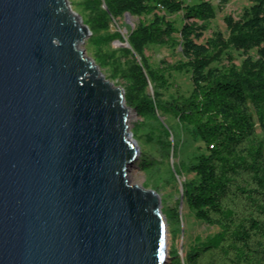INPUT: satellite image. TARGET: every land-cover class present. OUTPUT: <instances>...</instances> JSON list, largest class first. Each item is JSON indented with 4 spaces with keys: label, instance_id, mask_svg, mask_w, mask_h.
I'll use <instances>...</instances> for the list:
<instances>
[{
    "label": "water",
    "instance_id": "1",
    "mask_svg": "<svg viewBox=\"0 0 264 264\" xmlns=\"http://www.w3.org/2000/svg\"><path fill=\"white\" fill-rule=\"evenodd\" d=\"M88 31L67 0H0V264L168 262L161 198L128 180L132 110L80 49Z\"/></svg>",
    "mask_w": 264,
    "mask_h": 264
},
{
    "label": "trees",
    "instance_id": "2",
    "mask_svg": "<svg viewBox=\"0 0 264 264\" xmlns=\"http://www.w3.org/2000/svg\"><path fill=\"white\" fill-rule=\"evenodd\" d=\"M252 1L239 20L225 17L227 36L214 31L204 43L217 16L210 0L85 3L93 33L108 34L112 23L126 15L150 18L129 33L130 47L99 64L123 83L126 105L150 122L145 145L167 164L177 160L168 168L169 182L176 185L177 178L193 176L183 183L182 201L197 220L220 229L184 257L173 250L167 264H264V0ZM116 40L125 42L115 33L95 44ZM150 46L178 50L182 60L154 68L146 56ZM234 51L241 52V64ZM172 71L191 74L189 95L170 82ZM172 87L175 94L165 99ZM161 118L174 120L177 127H167ZM185 147L194 150L185 155ZM136 165L149 175L163 169L151 152H141Z\"/></svg>",
    "mask_w": 264,
    "mask_h": 264
},
{
    "label": "rangeland",
    "instance_id": "3",
    "mask_svg": "<svg viewBox=\"0 0 264 264\" xmlns=\"http://www.w3.org/2000/svg\"><path fill=\"white\" fill-rule=\"evenodd\" d=\"M88 0H67L70 9L77 14L80 22L88 27V36L84 42L80 45V49L85 52V57L94 61V63L99 67L102 75L112 82L115 86L123 87L121 81H114L110 77V72L107 68H101L99 60L108 57L115 51L127 47V37L129 33L136 28L140 21L148 22L150 18H138L126 15L117 22H113L111 29L106 34V32L93 33L88 25L90 21V16L87 11H85V3ZM217 11V16L212 20L209 30L205 33L203 43L207 38L211 37L214 31H221L225 36L228 35L227 27L225 24V17L232 16L235 20H239L242 16L244 10L249 8L252 4V0H228L227 3H223V0H210ZM173 20H179V17H172ZM119 33L125 39V42L113 41L107 43L101 47L95 44V41L103 36L112 35ZM256 55V51L251 53ZM233 55L236 58V63L241 64L243 61V56L241 52L234 51ZM146 56L149 58L150 64L154 68L158 67H169L175 65L180 60L182 56L179 54L178 50H172L167 47L160 46H150L146 50ZM168 78L171 83H174L183 94L189 95L193 90V84L191 81V74L189 73H179L170 72ZM152 91V90H151ZM175 94V87H172L169 92L165 94V99H168L171 95ZM163 124L167 127H177L176 122L171 119L161 118ZM142 125L139 126V124ZM129 131L132 133V138L136 140L140 155L141 152H151L154 157L158 159L161 167L160 171L154 172L153 174H146L137 165L128 174V180L131 185L139 186L147 190L155 191L161 198V212L166 219V250L168 255L173 250L178 252V254L184 257L185 252L201 246L205 241L209 240V237L215 236L220 229L218 227L208 226L201 221L197 220L193 211H191L187 205L182 201L183 193V183L186 180L193 178L192 175L185 176L183 178H177V184L169 182L168 168H173L177 160L170 159L164 160L160 153L155 150V148L145 145V139L147 133L151 129L150 122H143L142 119L137 115L135 111H131L128 119ZM139 129V131H136ZM184 138H186L184 136ZM173 141V137H171ZM194 148L185 147L184 154H190ZM184 155V156H185ZM173 170V169H171ZM158 187V188H155ZM173 210L178 212V218L173 217Z\"/></svg>",
    "mask_w": 264,
    "mask_h": 264
}]
</instances>
